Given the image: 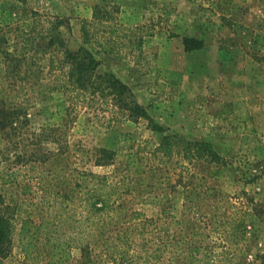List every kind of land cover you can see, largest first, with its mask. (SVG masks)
Returning <instances> with one entry per match:
<instances>
[{
    "label": "rangeland",
    "instance_id": "obj_1",
    "mask_svg": "<svg viewBox=\"0 0 264 264\" xmlns=\"http://www.w3.org/2000/svg\"><path fill=\"white\" fill-rule=\"evenodd\" d=\"M96 7L110 11L126 29L109 54L97 45L105 31L93 25ZM83 27L95 36L85 37ZM21 31L35 37L31 61L44 69V77L52 57L61 58L65 49H88L100 71L128 85L150 116L108 126L91 106H72L63 92H53L29 98L33 129L64 125L70 143L115 152L109 168L94 167V152L81 162L111 179L157 168V191L177 206L183 188L175 187L176 181L184 167L192 169L245 217V240L217 251L230 257L229 264H264V0H0V56L14 49ZM51 38L58 43L49 49ZM186 39L192 49L187 50ZM165 136L175 144L167 160L157 151ZM199 145L208 151L189 164L187 153ZM5 151L0 135L2 170L10 161ZM21 190L19 184L0 185L8 201ZM130 204L148 217L160 211L157 205ZM6 264H26L18 232Z\"/></svg>",
    "mask_w": 264,
    "mask_h": 264
},
{
    "label": "trees",
    "instance_id": "obj_2",
    "mask_svg": "<svg viewBox=\"0 0 264 264\" xmlns=\"http://www.w3.org/2000/svg\"><path fill=\"white\" fill-rule=\"evenodd\" d=\"M93 25L105 31L97 41L102 52H114L115 37L125 27L100 7L94 10ZM83 34L95 36L86 27ZM57 43L51 38L48 48ZM189 43L186 39L187 50L192 49ZM36 44L32 34L21 31L14 49L0 56V135L10 160L0 169V185H22L16 199L0 194V264L12 253L15 232L26 264H229L230 257L217 248L245 240V217L192 169L184 167L176 181L175 187L183 188L177 206L157 191V168L111 179L81 162L94 152V167L109 168L115 165V152L70 143L64 125L32 128L29 98L44 99L53 92H63L72 106H91L108 126L115 120L150 118L128 85L112 72L100 71L90 50H63L61 58L50 59L44 77V69L31 61ZM132 46L141 48L137 42ZM174 146L165 136L157 151L167 160ZM207 147L190 149L186 161L201 160ZM133 201L157 205L160 211L148 217L132 207Z\"/></svg>",
    "mask_w": 264,
    "mask_h": 264
}]
</instances>
